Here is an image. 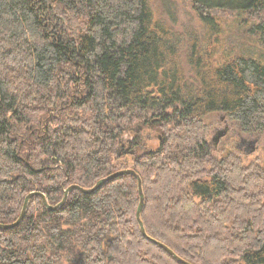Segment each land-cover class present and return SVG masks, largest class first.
I'll use <instances>...</instances> for the list:
<instances>
[{"label": "trees", "instance_id": "trees-1", "mask_svg": "<svg viewBox=\"0 0 264 264\" xmlns=\"http://www.w3.org/2000/svg\"><path fill=\"white\" fill-rule=\"evenodd\" d=\"M191 2L185 36L153 0H0V223L32 192L56 206L134 169L150 238L191 264H264V167L213 155L203 121L264 138V60L218 59V14H248L264 45V0ZM139 203L133 175L55 211L35 196L0 229V264H182L143 236Z\"/></svg>", "mask_w": 264, "mask_h": 264}, {"label": "rangeland", "instance_id": "rangeland-1", "mask_svg": "<svg viewBox=\"0 0 264 264\" xmlns=\"http://www.w3.org/2000/svg\"><path fill=\"white\" fill-rule=\"evenodd\" d=\"M153 6L157 16H164L165 20L170 23L174 21L175 27L180 34L184 33L186 36L189 32H199V29L202 28L191 0H153ZM218 16L224 18V32L221 37L222 40L218 52L219 60L221 58L222 61L226 59L223 53L229 50H225L226 48L231 47L233 48L232 57L236 55H247L255 59L264 60V45L260 39V34H251L244 28L245 21L249 18L248 14L239 13L233 15L230 12H225L218 14ZM226 18L231 19L225 20ZM181 51V54H183L185 50L182 49ZM182 60L183 65H186L185 59L183 58ZM203 121L209 126L210 133L208 141L211 145L213 155L217 158H222L233 151L241 155L247 164L257 161L260 166L264 167L263 137L244 132L239 124L232 120L225 112L208 114L204 116ZM224 129L229 131L226 133L228 134V138H224L220 142L215 143L214 138L217 136L218 131ZM231 138H237L238 141L243 140L244 143L240 144L238 142L237 147H231ZM149 145H154L155 148H158L159 142L153 141ZM253 145L257 148L255 152H252ZM123 161H127V164L132 166V159L129 157Z\"/></svg>", "mask_w": 264, "mask_h": 264}, {"label": "water", "instance_id": "water-1", "mask_svg": "<svg viewBox=\"0 0 264 264\" xmlns=\"http://www.w3.org/2000/svg\"><path fill=\"white\" fill-rule=\"evenodd\" d=\"M226 133H227V129L218 131L217 136L214 138L215 143H218V141L222 137H224L226 135ZM252 147H253L252 148V152H255L256 149H257L256 146L253 145ZM127 153H128V151H127ZM129 153H131V154H137L136 150L131 151ZM123 175H133L134 177H136V179L138 181V191H139V196H140V203H139L138 210H137V213H136V219H137L138 224L140 225V229H141V232H142L143 236L146 239H148L151 242H153L154 244H156L159 247H161L162 249H164L167 253H169L178 262H180L182 264H191L188 261L182 259L180 256H178L173 250H171L165 244L160 243V242H158V241L150 238L147 235L146 230H145V227H144V223L142 222V219H141V214H142V211H143L144 206H145V196H144V191H143V182H142V178L140 177V175L134 169H124V170L117 171V172L109 175L108 177H105V178L101 179L100 181H98L97 184L93 188H91V189H85V188L80 187L78 185H72L67 190H65L64 199L62 200L61 203H59L56 206L49 205L48 204V201L46 199V196L43 193H41V192H32V193L28 194L25 197L24 203H23V207H22V211H21L20 216L17 219V221H15L14 223H8V224L0 223V229L7 230V229H13L15 227H18L21 224V222L23 221V219H24V217L26 215L27 208H28V205H29V201L33 197H35V196H39V197H41L43 199V202L46 205V207H47L48 210L55 211V210L59 209L60 207H62V206H64L66 204V201L68 199V195H69V193L72 190H79V191H81L82 193H85V194L95 193L106 182H108L110 180H113V179H115L117 177L123 176Z\"/></svg>", "mask_w": 264, "mask_h": 264}, {"label": "flooded vegetation", "instance_id": "flooded-vegetation-1", "mask_svg": "<svg viewBox=\"0 0 264 264\" xmlns=\"http://www.w3.org/2000/svg\"><path fill=\"white\" fill-rule=\"evenodd\" d=\"M227 131H228V130H227ZM228 132H229V131H228ZM227 135H228V134H226L224 137H222V138L219 140V142H220L222 139H224V138H228ZM230 140H231V147H233V146H236V147H237L238 142H239L240 144H243V143H244L243 140L238 141L237 138H231ZM217 145H218V144H217Z\"/></svg>", "mask_w": 264, "mask_h": 264}, {"label": "bare ground", "instance_id": "bare-ground-1", "mask_svg": "<svg viewBox=\"0 0 264 264\" xmlns=\"http://www.w3.org/2000/svg\"><path fill=\"white\" fill-rule=\"evenodd\" d=\"M264 15V14H263ZM255 35V34H254ZM245 58V57H244ZM252 58V57H251Z\"/></svg>", "mask_w": 264, "mask_h": 264}]
</instances>
